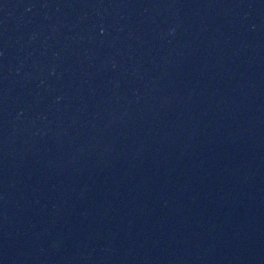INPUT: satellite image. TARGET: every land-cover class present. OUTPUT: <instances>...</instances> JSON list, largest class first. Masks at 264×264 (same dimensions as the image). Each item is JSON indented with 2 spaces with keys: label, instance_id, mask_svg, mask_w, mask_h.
I'll return each mask as SVG.
<instances>
[{
  "label": "water",
  "instance_id": "water-1",
  "mask_svg": "<svg viewBox=\"0 0 264 264\" xmlns=\"http://www.w3.org/2000/svg\"><path fill=\"white\" fill-rule=\"evenodd\" d=\"M0 264H264V0H0Z\"/></svg>",
  "mask_w": 264,
  "mask_h": 264
}]
</instances>
